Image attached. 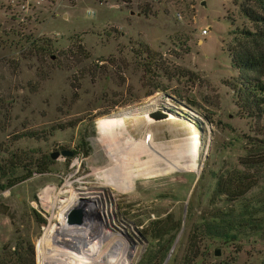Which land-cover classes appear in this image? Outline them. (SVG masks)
<instances>
[{
	"label": "rangeland",
	"instance_id": "rangeland-1",
	"mask_svg": "<svg viewBox=\"0 0 264 264\" xmlns=\"http://www.w3.org/2000/svg\"><path fill=\"white\" fill-rule=\"evenodd\" d=\"M245 3L0 0V175L29 176L0 192V264H264V115L241 113L231 55L263 27ZM237 177L256 186L219 194ZM228 221L236 239L207 232Z\"/></svg>",
	"mask_w": 264,
	"mask_h": 264
},
{
	"label": "trees",
	"instance_id": "trees-1",
	"mask_svg": "<svg viewBox=\"0 0 264 264\" xmlns=\"http://www.w3.org/2000/svg\"><path fill=\"white\" fill-rule=\"evenodd\" d=\"M259 10L264 12V0H246L242 6L245 17L254 23H261L263 27H259L256 32L244 31L246 44L240 45L237 49H231L233 67L239 71L241 77L240 82L234 86L237 105L243 115L257 119H261L264 115V16L259 13ZM5 177H7L6 173L0 175V192L29 176L16 180L9 178L8 183L3 184L2 179ZM255 186V180L253 182L246 177L243 179L237 177L229 183L220 181L217 191L232 200H237L247 195ZM234 227L235 224L232 221L211 224L207 232L226 239H236V236L232 234Z\"/></svg>",
	"mask_w": 264,
	"mask_h": 264
},
{
	"label": "bare ground",
	"instance_id": "bare-ground-1",
	"mask_svg": "<svg viewBox=\"0 0 264 264\" xmlns=\"http://www.w3.org/2000/svg\"><path fill=\"white\" fill-rule=\"evenodd\" d=\"M152 119H154V120H158V119H156V118H153V117H151ZM111 125V124H110ZM107 127V126H106ZM147 133V132H146ZM111 137H113V136H111ZM130 137V136H129ZM115 139V138H114ZM113 141H115V140H113ZM130 141L131 142H134L135 140H133L132 139V137H131V139H130ZM136 142V141H135ZM115 144L113 145L112 143V145L114 146V147H116V151H117V153H118V155H119V148H118V146H119V144H118V142H114ZM164 149H165V151L164 152H166V151H170L171 153H172V155L174 154V152H176V150L175 149H173L174 147H172L171 145H165L164 147H163ZM168 149V150H167ZM177 150H179V151H177V153H179V156H183L181 153H180V151H184V149L182 148V147H179V148H177ZM173 151V152H172ZM181 154V155H180ZM189 157H190V160H191V162H193V163H195V162H197V158H198V152H196V150H194L193 152H191L190 153V155H189ZM168 158H169V160H170V158H174L173 156H171V154L168 156ZM119 160L121 161L122 160V158H119ZM124 161V160H123ZM117 179V178H116ZM83 203L81 202V205H82ZM74 228V227H73ZM52 231H54V228H52L50 231H49V235H51V233H52ZM57 234L56 235H58V238H60L59 236H61V237H63L62 236V233H64V231H59V232H56ZM59 233V234H58ZM66 233V235L65 236H71V234L70 233H67V232H65ZM100 233H102V234H105V233H107L109 236H111L110 235V233L108 232V231H101ZM85 234V233H84ZM85 236H86V234H85ZM57 237V236H56ZM72 237H74V235H72ZM76 237V236H75ZM100 239L98 240V241H95V242H97V245H98V243H99V246L101 247L102 246V243L104 242L103 240H101V236L99 237ZM114 238V237H113ZM66 239H71V238H65V240H61V238H60V240L61 241H56V239H55V241H52V244H53V246H55V247H61V249H63V245H64V243L65 242H70V241H68V240H66ZM87 239V238H86ZM92 241H94L93 239H91ZM65 241V242H64ZM103 241V242H102ZM63 242V243H62ZM59 243V244H58ZM62 243V244H61ZM66 244L65 243V247L67 246V247H71L70 246V244ZM76 244L77 245H79L80 244V241H78V239L76 240ZM77 245H73L72 247H74V248H78V249H80L82 246V244H80L79 246H77ZM105 245V244H104ZM60 249V250H61ZM65 249V248H64ZM115 249V248H114ZM116 250V254H114V255H116V257H118L119 259L121 258V260H122V262H124V263H127L128 262V257H127V255H126V253H124L125 255V257H121L120 255H119V251L118 250H120V249H118L117 250V248L115 249ZM64 251V250H63ZM83 251V250H82ZM133 254V253H132ZM76 255L77 254H75V257H76ZM123 255V254H122ZM107 260L108 261H110L111 263H114V259L113 258H111V257H109V258H107Z\"/></svg>",
	"mask_w": 264,
	"mask_h": 264
},
{
	"label": "water",
	"instance_id": "water-1",
	"mask_svg": "<svg viewBox=\"0 0 264 264\" xmlns=\"http://www.w3.org/2000/svg\"><path fill=\"white\" fill-rule=\"evenodd\" d=\"M153 118L156 119H161L160 116H158L157 114H153L152 115ZM74 153L72 151L69 150H62L60 152H55L53 154H51V158L52 160H57L58 158L62 157H73ZM83 218V214L81 213V211L79 209H75L73 211H71L67 217V223L68 224H78L82 221ZM217 256H220V252H216Z\"/></svg>",
	"mask_w": 264,
	"mask_h": 264
},
{
	"label": "built area",
	"instance_id": "built-area-1",
	"mask_svg": "<svg viewBox=\"0 0 264 264\" xmlns=\"http://www.w3.org/2000/svg\"><path fill=\"white\" fill-rule=\"evenodd\" d=\"M7 2H10L11 5L15 6V7H22V8H26V7H29V6H33V5H39V4H42V3H46V2H49L51 0H6ZM203 34L206 35L208 34V31H203ZM122 244H124L123 242H120ZM128 248H126V251H127ZM125 251V252H126ZM131 251V252H130ZM130 252V254H129ZM133 253V254H132ZM136 252L132 251V249H130L128 251V254L129 255H132V257H136ZM127 254V253H126Z\"/></svg>",
	"mask_w": 264,
	"mask_h": 264
}]
</instances>
